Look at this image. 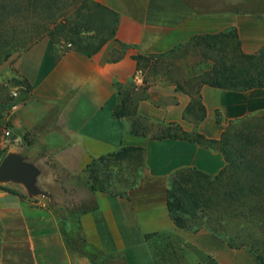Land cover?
<instances>
[{
    "label": "crops",
    "instance_id": "1",
    "mask_svg": "<svg viewBox=\"0 0 264 264\" xmlns=\"http://www.w3.org/2000/svg\"><path fill=\"white\" fill-rule=\"evenodd\" d=\"M94 1L119 14L116 38L99 52L90 57L58 48L44 36L13 59L14 77L31 89L7 112L0 148L36 170V184L46 193L24 198L0 188V264H156L146 235L157 232L178 234L221 264H258L246 249L209 231L178 228L168 208L171 177L189 168L215 176L227 164L223 153L152 134L176 123L220 139L230 121L264 112V88L203 85L206 116L196 123L184 117L191 102L179 89L184 78L160 76L137 100L136 118L150 126L148 135L133 133L115 110L118 83L144 85L139 55H166L195 36L231 27L244 54L258 53L264 48V0ZM123 146L144 148V179L123 196L92 191L88 164Z\"/></svg>",
    "mask_w": 264,
    "mask_h": 264
},
{
    "label": "trees",
    "instance_id": "2",
    "mask_svg": "<svg viewBox=\"0 0 264 264\" xmlns=\"http://www.w3.org/2000/svg\"><path fill=\"white\" fill-rule=\"evenodd\" d=\"M118 25L119 14L94 0H0V67L44 36L58 48H74L91 57L116 38ZM241 46L237 28L231 27L221 33L195 36L166 55H139L138 70L157 74L167 56H199L205 65L198 73L185 75L179 89L191 96L184 117L200 123L206 116L203 85L241 91L264 88V48L255 54H244ZM165 75L177 80L168 71ZM13 85L21 87L18 100L31 89L23 78L15 77ZM117 87L116 116L126 120L133 133L148 135L150 126L135 114L137 100L147 86L138 90L131 82L118 83ZM18 100L0 82V129L9 126L5 116ZM152 137L186 139L223 153L227 164L215 176L189 168L171 177L167 191L170 214L178 228L195 233L209 231L232 248L246 249L258 264H264V112L230 121L220 139L188 132L176 123L162 125ZM5 156L6 151H1L0 164ZM128 158H135L138 164L107 167ZM145 168L144 148L123 146L88 164L86 184L92 191L123 196L144 179ZM1 188L24 197L11 188ZM146 239L156 264H195L189 258L192 255L198 257L197 264H221L214 255L173 232L147 234Z\"/></svg>",
    "mask_w": 264,
    "mask_h": 264
},
{
    "label": "rangeland",
    "instance_id": "3",
    "mask_svg": "<svg viewBox=\"0 0 264 264\" xmlns=\"http://www.w3.org/2000/svg\"><path fill=\"white\" fill-rule=\"evenodd\" d=\"M248 2H249V0H248ZM263 4H264V2H263ZM17 55H18V53H15L13 55V57L8 62L4 63L0 67V82L1 83L3 82L4 86H6L9 89L10 95H11V88L14 86L13 80L15 78L14 74L11 70H13V59ZM186 56L187 57H185V58L178 57L176 59H172L171 56L165 57L163 64L160 65V71L157 74H150L148 71H146L145 73L142 72L143 79L144 80L146 79V82L144 83V85L147 86L148 84H150L149 82L152 80L154 82H158L159 77L165 76V73L167 71L172 74L173 78L185 77V75L191 74L192 71H194L195 73H198L199 71H201V67H203L205 65L203 62L202 63L200 62L201 58L197 55H186ZM3 128L0 129V140H1V136H2L1 132H3V130H2ZM3 150H5V149L0 148V152ZM128 163H129L130 167H132L133 165H137L138 161L135 158H128L125 161H122L120 163H114V164L107 166V167H108V169H118V168H122V167L126 166L125 164H128ZM3 186L7 187V188H11L13 190H16L25 198H27L29 196L30 197L39 196V195L31 194L28 191L26 185L24 183H21V182H16V181H11V180H9V181L0 180V188ZM34 186L36 189H38V190L42 189V191L46 192L45 187L43 188L42 186H39L38 184H36V182H35ZM57 206H59V207H57L59 209V208H61V206H63V203L57 204ZM194 257L195 256H193V258H192L190 256L189 258H190V260L194 261Z\"/></svg>",
    "mask_w": 264,
    "mask_h": 264
},
{
    "label": "water",
    "instance_id": "4",
    "mask_svg": "<svg viewBox=\"0 0 264 264\" xmlns=\"http://www.w3.org/2000/svg\"><path fill=\"white\" fill-rule=\"evenodd\" d=\"M36 170L24 166L18 158L6 156L0 164V180L2 181H17L26 185L31 194L46 193L35 188Z\"/></svg>",
    "mask_w": 264,
    "mask_h": 264
},
{
    "label": "built area",
    "instance_id": "5",
    "mask_svg": "<svg viewBox=\"0 0 264 264\" xmlns=\"http://www.w3.org/2000/svg\"><path fill=\"white\" fill-rule=\"evenodd\" d=\"M11 95L15 98V99H19L20 96H21V87L20 86H16L14 85L12 88H11ZM15 106V105H14ZM13 106V107H14ZM6 134H9V130H6L5 132Z\"/></svg>",
    "mask_w": 264,
    "mask_h": 264
}]
</instances>
